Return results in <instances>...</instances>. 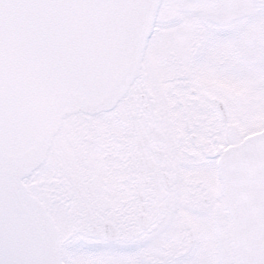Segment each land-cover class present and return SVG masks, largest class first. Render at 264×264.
Here are the masks:
<instances>
[{
    "label": "snow or ice",
    "instance_id": "6c2138e0",
    "mask_svg": "<svg viewBox=\"0 0 264 264\" xmlns=\"http://www.w3.org/2000/svg\"><path fill=\"white\" fill-rule=\"evenodd\" d=\"M0 264H264V0H0Z\"/></svg>",
    "mask_w": 264,
    "mask_h": 264
}]
</instances>
